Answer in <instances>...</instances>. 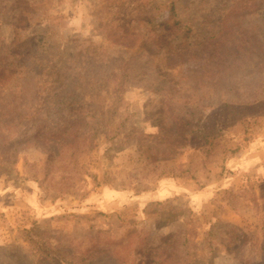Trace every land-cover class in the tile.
<instances>
[{
    "label": "rangeland",
    "instance_id": "obj_1",
    "mask_svg": "<svg viewBox=\"0 0 264 264\" xmlns=\"http://www.w3.org/2000/svg\"><path fill=\"white\" fill-rule=\"evenodd\" d=\"M0 264H264V0H0Z\"/></svg>",
    "mask_w": 264,
    "mask_h": 264
},
{
    "label": "trees",
    "instance_id": "obj_2",
    "mask_svg": "<svg viewBox=\"0 0 264 264\" xmlns=\"http://www.w3.org/2000/svg\"><path fill=\"white\" fill-rule=\"evenodd\" d=\"M169 13L172 17L174 16L173 4H170V6H169ZM173 24H177V23L175 22ZM49 70H51V71H49ZM68 71H69V68H67L66 66L64 68H61V69H55V68H50L49 66H45L44 64L32 63L29 66H27L26 77L22 78V81L25 82L26 80H29V75L32 76V78L34 77L35 79L36 78L38 79V77L41 75L42 76L45 75L47 78H50V75H51V79L55 77V83L57 84V86L52 84L53 85L52 91H54V92L58 93L60 96H62L63 93H65V89H68V75H67ZM61 72H64L63 76L60 75ZM47 73H48V75H47ZM87 86H89V85H87ZM101 86H103V85H100V87H98V89H101L102 88ZM165 94H166V92H165ZM166 99H167L166 106L168 109L167 114L171 113L170 118L174 119L175 118L174 114L178 110L177 108H173L174 107L173 103H175V100L172 99L169 95ZM55 100H56V102H58L62 106L68 105L66 100L63 98L61 99V98L55 97ZM114 105H117V102L113 103L111 106L115 107ZM59 108L60 107H58V110H57L58 115L60 113ZM78 110L81 111L80 108ZM69 112H71V111L69 110ZM77 114H78V111H77V113L72 115V118H71L72 121L61 122L60 124L56 123L57 127L52 128L53 133L51 132L52 134H56V136H54L53 138H59L62 135H66V133L68 132L67 129H72V128L76 127L77 122L80 120V117ZM190 115H191V113H190ZM200 120H198V118H197L193 124H189L186 122L181 123V125L177 128V131H176L177 134L176 135L181 142H184L188 145L197 147L199 144H202L199 148V152L203 153L204 156L207 157L214 151L215 147L220 144V141L223 138L224 133L226 131H229V130H226V128H225L226 124L224 122L222 123L220 121L219 122L217 121L216 123L209 125V127L204 128L202 124L201 125L198 124V123H200ZM238 122H241V119H239ZM158 127H159V131H163L162 126H160V124H158ZM41 132H42V130L35 131V133H33V135L30 136L31 139H38ZM84 132L85 131H83L82 127L78 126L75 128V131H71L70 133H67V134L74 135L73 140H75L76 136L84 135ZM21 136L23 138L22 141L25 144H27L28 140H27L26 135H21ZM22 141H20V142H22ZM77 143H78V145H76V143H72V142L69 143L70 146L73 148L72 153H71L72 156L75 153H78V152L85 150L86 144L83 141L80 140ZM237 151H238V146L235 145L234 147H228V149L226 150V153L233 154ZM161 174H163V173L161 172ZM172 175L179 177L180 174L179 175L172 174ZM231 194H237V193L231 191ZM235 200H228L230 205L233 207V209H234V207H236L237 200L236 201Z\"/></svg>",
    "mask_w": 264,
    "mask_h": 264
},
{
    "label": "crops",
    "instance_id": "obj_3",
    "mask_svg": "<svg viewBox=\"0 0 264 264\" xmlns=\"http://www.w3.org/2000/svg\"><path fill=\"white\" fill-rule=\"evenodd\" d=\"M165 186H167L168 188H170L171 192H169L167 189L164 190L163 192H160L162 190V188H164ZM174 190H175V188L171 187L169 185V183H167V185H162L161 186V189H159V191L156 194H153V195H155L156 199H159V198H167L169 196L167 194H162V193H174L175 192Z\"/></svg>",
    "mask_w": 264,
    "mask_h": 264
}]
</instances>
